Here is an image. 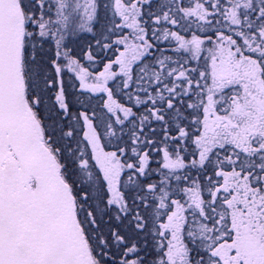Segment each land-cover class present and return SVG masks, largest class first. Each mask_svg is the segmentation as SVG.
Returning a JSON list of instances; mask_svg holds the SVG:
<instances>
[{
    "label": "snow or ice",
    "instance_id": "obj_1",
    "mask_svg": "<svg viewBox=\"0 0 264 264\" xmlns=\"http://www.w3.org/2000/svg\"><path fill=\"white\" fill-rule=\"evenodd\" d=\"M0 264H264V0H0Z\"/></svg>",
    "mask_w": 264,
    "mask_h": 264
}]
</instances>
